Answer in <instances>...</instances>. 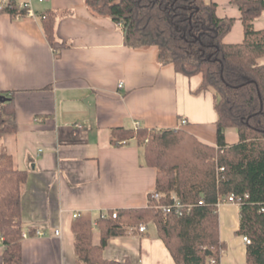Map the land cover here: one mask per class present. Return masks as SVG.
I'll return each mask as SVG.
<instances>
[{
	"label": "crops",
	"instance_id": "crops-1",
	"mask_svg": "<svg viewBox=\"0 0 264 264\" xmlns=\"http://www.w3.org/2000/svg\"><path fill=\"white\" fill-rule=\"evenodd\" d=\"M205 2L217 4L219 17L235 18L224 42L241 43L238 7L229 0ZM48 9L68 11L55 22L53 45L40 20ZM34 11L35 17L16 18L0 12V93L14 98L17 126L2 136L0 150L12 156L14 167L28 171L22 264H76L75 215L96 219L110 211L144 208L155 191L157 170L146 165L143 149L134 140L111 145V129H182L216 146L218 117L211 92L193 93L200 75L188 77L171 64L161 65L156 47L127 46L122 26L94 13L87 0H48ZM254 28L264 29V12ZM259 62L264 64V57ZM225 142L237 144L238 132L228 128ZM218 217L226 245L221 264H249L247 246L237 234L240 205H220ZM145 226V232L124 228L112 237L104 257L127 264H176L156 226ZM31 229L44 235L30 234ZM100 238L94 228L93 243ZM2 251L0 244V264Z\"/></svg>",
	"mask_w": 264,
	"mask_h": 264
},
{
	"label": "trees",
	"instance_id": "trees-1",
	"mask_svg": "<svg viewBox=\"0 0 264 264\" xmlns=\"http://www.w3.org/2000/svg\"><path fill=\"white\" fill-rule=\"evenodd\" d=\"M241 13L244 40L231 44L224 37L235 18L217 15V4L205 0H87L91 10L122 26L131 48L156 47L161 65L188 77L201 76L193 92H211L217 113V145L211 146L182 129L147 127L111 129L110 144L134 140L143 149L146 165L157 170L155 191L144 208L110 211L93 219L89 213L72 223L76 264H127L108 260L104 250L124 228L153 223L176 264H221L225 242L220 238L218 204L234 195L240 203L237 234L247 236L249 264H264V29L254 21L264 12V0H229ZM17 0L0 12L12 18L26 16ZM67 10L41 13L42 30L55 42V22ZM0 100V140L16 130L12 96ZM228 128L239 142L227 145ZM224 168L223 171L220 169ZM28 171L14 167L12 156L0 150V244L2 264H22V199ZM158 193V200L153 198ZM177 198L190 205L182 215L166 213L160 206ZM116 212L114 218L112 214ZM94 228L101 233L93 243ZM34 229L29 231L35 235Z\"/></svg>",
	"mask_w": 264,
	"mask_h": 264
},
{
	"label": "built area",
	"instance_id": "built-area-1",
	"mask_svg": "<svg viewBox=\"0 0 264 264\" xmlns=\"http://www.w3.org/2000/svg\"><path fill=\"white\" fill-rule=\"evenodd\" d=\"M34 1H37L39 4H43V3H45L48 0H21V2H18V3H19L20 7L27 8V10H28L27 11V15L35 17L36 13L34 11ZM8 4H9V0H0V11H2L4 8H6L8 6ZM122 86H123V84L120 83L119 87L121 88ZM185 123H186V120H182L181 121V124H185ZM136 128H138V127H136ZM220 170L223 171L224 168H221ZM153 198L158 200L160 198V196H159L158 193H154ZM226 203H238L240 205L239 199L235 198L234 195H229V196L224 197L219 202L218 208H219L220 205L226 204ZM160 207L166 213L175 212L176 214H179V215H182L184 211L189 212L190 209H191L190 205L182 204L177 198H173L172 203H169V204H166V205H162ZM112 216L115 218L116 217V212H114L112 214ZM75 217H77V215H75ZM146 230H147V228H146L145 225H141L139 227V231L140 232H145ZM35 235L42 236V235H44V231L43 230H36L35 231ZM55 235L59 236L60 235V230L56 229L55 230ZM27 236H28V233L27 232H23V237L26 238ZM243 241H244V243L246 245L251 243L250 239L247 236L243 237Z\"/></svg>",
	"mask_w": 264,
	"mask_h": 264
},
{
	"label": "rangeland",
	"instance_id": "rangeland-1",
	"mask_svg": "<svg viewBox=\"0 0 264 264\" xmlns=\"http://www.w3.org/2000/svg\"><path fill=\"white\" fill-rule=\"evenodd\" d=\"M39 5H42V4H39L37 1H34V7H37ZM149 231H154V226H150Z\"/></svg>",
	"mask_w": 264,
	"mask_h": 264
},
{
	"label": "water",
	"instance_id": "water-1",
	"mask_svg": "<svg viewBox=\"0 0 264 264\" xmlns=\"http://www.w3.org/2000/svg\"><path fill=\"white\" fill-rule=\"evenodd\" d=\"M8 98H6L5 96H2V95H0V100H2V101H6Z\"/></svg>",
	"mask_w": 264,
	"mask_h": 264
}]
</instances>
